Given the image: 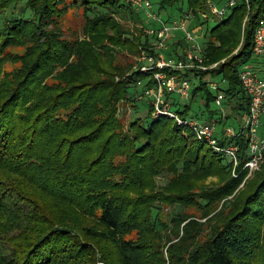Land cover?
I'll list each match as a JSON object with an SVG mask.
<instances>
[{
    "label": "trees",
    "instance_id": "trees-1",
    "mask_svg": "<svg viewBox=\"0 0 264 264\" xmlns=\"http://www.w3.org/2000/svg\"><path fill=\"white\" fill-rule=\"evenodd\" d=\"M20 1L0 0V20ZM184 3L206 26L207 0H161L156 12L176 5L184 13ZM26 4L31 18L0 23V264H97L99 258L106 264H264V163L218 210L245 171L232 176L225 156L168 116L150 117L146 125L135 118L129 131L118 120V102L128 97L135 76H149L136 70L116 81L132 65L124 56L156 38L134 36L115 18L140 20L126 0ZM71 6L83 9L89 39L63 36L61 20ZM249 6L238 0L224 20L206 26L205 52L216 67L179 72L199 80L190 99L201 96L206 109L216 99L209 83L225 79L221 90L232 111L223 117L208 110L221 125L249 104L238 69L253 56L264 0ZM182 41L171 43L170 52L149 50L181 59ZM16 46L23 52L9 50ZM8 61L20 65L7 70ZM174 100L189 116L191 104L182 108ZM238 143L241 170L247 142ZM214 176L217 184L207 185ZM157 177H167L166 184L159 186Z\"/></svg>",
    "mask_w": 264,
    "mask_h": 264
},
{
    "label": "built area",
    "instance_id": "built-area-1",
    "mask_svg": "<svg viewBox=\"0 0 264 264\" xmlns=\"http://www.w3.org/2000/svg\"><path fill=\"white\" fill-rule=\"evenodd\" d=\"M126 2L141 13L147 20L145 27L146 34L155 36V51L169 50L171 43L184 39L187 48L184 49V56L181 59L166 57L153 54L141 49V59L137 64L136 70L143 73H149V79L155 83L153 86L144 87L142 96H153L156 111L153 118L168 116L174 119L178 125L187 126L196 136V138L209 146L215 153L225 156L231 170L238 172L237 176L243 171L251 175L259 170L264 161V134L261 133L264 116V77L259 75L251 66L245 64L238 69L239 80L249 97V104L246 111L241 115V124L239 126L225 124L222 129H218V120L216 117L206 120L198 119L192 116H183L175 108V100L164 98L165 93L176 95L182 100L190 99L191 85L185 80L180 71L186 69H197L206 71L217 66L216 63L209 64L205 52L204 43L198 39L195 27L189 24L194 17L193 10L188 8L179 19L166 22L164 18L154 10L152 0H126ZM238 0H207L208 15L218 18L219 22L224 20L229 10L237 4ZM249 6V0H246ZM206 17V14H202ZM157 26H152V23ZM179 36V37H178ZM253 56H264V16L258 19L254 30ZM168 71L171 73L169 74ZM174 71V72H172ZM220 81H211L210 89L216 94L215 104L217 111L223 117L227 114L225 105L226 96L221 90ZM143 82L138 79L137 84ZM153 83V84H154ZM233 142H226L229 140ZM244 139L247 142L248 159L241 170L240 166V143Z\"/></svg>",
    "mask_w": 264,
    "mask_h": 264
},
{
    "label": "rangeland",
    "instance_id": "rangeland-1",
    "mask_svg": "<svg viewBox=\"0 0 264 264\" xmlns=\"http://www.w3.org/2000/svg\"><path fill=\"white\" fill-rule=\"evenodd\" d=\"M27 0H23L20 1L19 3H15L12 4L11 6H9L8 8H6L3 13H2V17L0 20L1 25L4 22H8L10 19L12 18H17V17H23V18H31L33 15V9L31 7H29L26 4ZM154 2V10L156 11L157 7L160 6V1L161 0H152ZM131 8H133L131 6ZM182 8V7H181ZM183 8L185 11L188 10V4L184 3L183 4ZM133 10L135 11V13H137L140 17V20L138 22H135V20H133L130 15L124 16L122 14H118L115 15V18L121 23L123 24L128 30L129 32H131V34H133L134 36H139L140 34L142 35H146L145 32V27L148 25V22L146 20V18L139 13L138 11L135 10V8H133ZM171 14V15H169ZM184 14L183 11H181L180 9H178L176 7V5L174 6H168L166 8V10H163L162 13H160V15L163 18H180L181 15ZM208 23L206 26H208L209 28L214 26L217 21L219 20L218 18L213 17L212 15L209 16L208 19ZM192 22V23H191ZM86 23V17L84 14V11L82 8L79 7H72L65 13V16L62 18L61 20V26L63 29V36L66 38H74L76 36H78L80 39H89L88 35L86 33H84V25ZM152 23V22H150ZM189 24L192 26H194L195 28V32L198 35V39L203 42L204 41V34L206 33V26H204V24H201L198 22V20L194 17H192L189 21ZM152 38V37H151ZM181 40V41H180ZM177 42H182V40L184 39H180ZM155 43V39H151L150 40V44H148V46H144L142 45L139 48V51L136 54H131V53H127L125 54L124 57H127L129 59H127L128 61H130V63L132 64L131 67L129 69H126L125 72H123L122 74H117L115 76L116 81H120V80H128L129 77H131L132 73H134L136 71V67L138 63L140 62L141 59V49L142 50H146L147 52H150V48L154 47ZM184 46L185 48H187V43L184 40ZM184 48V49H185ZM12 53H22L24 48L23 47H12L9 49ZM171 50H169L170 52ZM168 52V50H165V53ZM126 57V58H127ZM125 58V60H126ZM19 64H14L10 61H8L4 68L7 70H10L12 68H17L19 67ZM60 70V69H59ZM149 76H147L146 78H140L142 80V84L138 85L137 81H138V77L135 76L134 79L135 82L132 86V88L130 89V93L127 94L128 97L126 98H122L119 100L118 105H117V113L116 116L118 118L119 121H121L123 129L125 131H129V127H130V123L136 118H139L142 120V124L146 125V119H149L150 117L154 116V113L156 111V105L154 104V97L153 96H142V91L144 89V87L147 86H153L154 84H148L149 81H151L149 78ZM51 81V79H50ZM212 81H220L219 78H216V80H212ZM191 90L193 89L194 86H196L199 82V80L197 78H192L191 79ZM222 86H225V83H222ZM169 98V100H174V98H178V105H180L182 108H184L183 106L185 104H191V108L188 111V115L189 116H194V117H198L199 119L202 120H206L209 116L208 113L210 110H216L217 106L215 104V102L210 103V107L209 109H206V105L204 103V101H202L201 96H198L195 98V100L193 101L192 99H185L182 100L179 97H177L175 94L174 95H167V93H165L164 98ZM226 102V100L224 101ZM235 104V102H234ZM174 105V104H173ZM232 105V104H231ZM231 105L227 106V112H231ZM209 110V111H208ZM205 111V112H203ZM201 113H204V115H202ZM206 114V115H205ZM232 120L228 121V125H234V123H232ZM222 127L221 124L218 125V129H220ZM261 132L264 133V123L263 126L261 128ZM264 163V161H263ZM262 163V164H263ZM262 164L259 170L254 171L251 175H245V177L243 178L240 186L238 187V189L230 196H228L227 198L223 199L220 203V206L218 208V210L225 204H229L232 199H234V196L241 190L245 189L255 178L256 176V172L260 171L262 168ZM231 174L234 177H238L237 174L238 172L234 173L233 170H231ZM157 184L159 186H164L167 182V177H157ZM218 180L217 177H209L206 180V184L209 186H213V184H217ZM164 209H167L168 212H170L172 210V207H165ZM194 211V210H191ZM165 213V212H164ZM212 216V215H209ZM208 217L203 218L202 220H206ZM128 237H134V235H129ZM98 255L100 257V253L98 252ZM97 264H106L104 261H102V259H98Z\"/></svg>",
    "mask_w": 264,
    "mask_h": 264
},
{
    "label": "crops",
    "instance_id": "crops-1",
    "mask_svg": "<svg viewBox=\"0 0 264 264\" xmlns=\"http://www.w3.org/2000/svg\"><path fill=\"white\" fill-rule=\"evenodd\" d=\"M248 65L251 66L255 71H257V73H259V75L264 77V56H252L251 60L248 62ZM196 118H198V117H196ZM230 120L233 121L235 126H239L241 124V116L240 115H237V116L234 115V117H232ZM263 123H264V116H263ZM226 124H228V123H226ZM223 126H224V124L222 125V127ZM220 129H222V128H220ZM262 134H264V133H262Z\"/></svg>",
    "mask_w": 264,
    "mask_h": 264
}]
</instances>
